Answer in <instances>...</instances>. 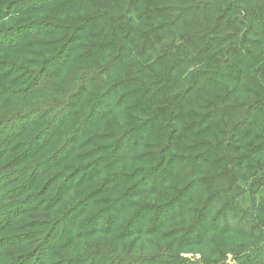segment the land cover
Returning a JSON list of instances; mask_svg holds the SVG:
<instances>
[{
	"label": "trees",
	"instance_id": "16d2710c",
	"mask_svg": "<svg viewBox=\"0 0 264 264\" xmlns=\"http://www.w3.org/2000/svg\"><path fill=\"white\" fill-rule=\"evenodd\" d=\"M0 264H264V0H0Z\"/></svg>",
	"mask_w": 264,
	"mask_h": 264
}]
</instances>
